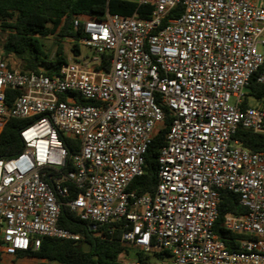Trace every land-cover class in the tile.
I'll return each mask as SVG.
<instances>
[{
    "label": "built area",
    "instance_id": "1",
    "mask_svg": "<svg viewBox=\"0 0 264 264\" xmlns=\"http://www.w3.org/2000/svg\"><path fill=\"white\" fill-rule=\"evenodd\" d=\"M133 1L151 8L147 18L74 20L91 55L51 77L20 72L0 50V131L34 119L19 132L20 152L0 160V257L42 238L78 242L58 227L66 206L94 237L118 229L122 253L162 254L155 264H264V154L234 139L238 129L264 135V107L242 108L251 78L264 85V0ZM104 55L107 68L96 69ZM7 91L18 92L10 105ZM163 108L171 120L155 191L137 195L128 187L164 128ZM59 132L78 143L64 172ZM222 192L245 209L221 223L244 237L237 251L213 233Z\"/></svg>",
    "mask_w": 264,
    "mask_h": 264
},
{
    "label": "trees",
    "instance_id": "2",
    "mask_svg": "<svg viewBox=\"0 0 264 264\" xmlns=\"http://www.w3.org/2000/svg\"><path fill=\"white\" fill-rule=\"evenodd\" d=\"M149 6H138L133 0H0V50L3 58L12 57L20 72H42L53 76L61 65L68 60L80 62L87 56L81 52L79 40L83 37L81 24L74 27V20L103 21L105 13L130 17L136 13L138 18L145 19L149 15ZM181 5L170 10L162 27L170 19L180 16ZM51 38L49 47L44 40ZM106 55L103 63L96 69H106ZM103 66V67H102ZM16 91L6 92V103L17 96ZM246 98H253L258 104H264V85L256 83L251 78L245 90ZM90 104L89 101H80ZM244 101L242 108H246ZM164 110V128L157 131L144 156L143 174L134 178L128 190L137 195H152L157 184L156 158L163 146L164 136L170 124V113ZM34 119H9L0 131V160H6L18 154L22 148L19 132ZM59 138L67 151L66 165L61 171L71 169L70 157L78 148V143L72 137L59 132ZM234 139L251 153L264 154V135L238 129ZM70 197H74L72 192ZM227 213L241 215L245 209L239 205L238 196L222 192L218 205V217L213 225V233L223 242L225 248L232 252L238 250L237 240L244 238L225 231L221 227L223 216ZM58 227L79 235L78 242L42 238L36 250L17 252L14 256H2L9 261L33 259L47 264H124L118 257L123 248L120 245L118 229L108 233L101 229V235L92 236L87 223L79 221L66 206L60 210ZM163 258L162 254L138 253L139 264H152V260ZM0 264H5L0 257Z\"/></svg>",
    "mask_w": 264,
    "mask_h": 264
},
{
    "label": "rangeland",
    "instance_id": "3",
    "mask_svg": "<svg viewBox=\"0 0 264 264\" xmlns=\"http://www.w3.org/2000/svg\"><path fill=\"white\" fill-rule=\"evenodd\" d=\"M50 43H51V38L50 37L48 39L44 40V44H45L46 47H49ZM257 51L259 53H264V48H262L261 45H257ZM81 52H82L83 55H86V56H90L91 55V52L88 49L83 48V47H81ZM12 66H16L15 61H13ZM244 101L246 102L247 106H249V107H255L258 104L256 102V100H254L253 98H246V100L243 99V102ZM229 104L230 105H234V99H230ZM258 107L262 108V107H264V104H259ZM9 264H47V263L41 262V261H37V260H33V259H25V260H21V261H12V262L9 261Z\"/></svg>",
    "mask_w": 264,
    "mask_h": 264
},
{
    "label": "crops",
    "instance_id": "4",
    "mask_svg": "<svg viewBox=\"0 0 264 264\" xmlns=\"http://www.w3.org/2000/svg\"><path fill=\"white\" fill-rule=\"evenodd\" d=\"M13 59V58H12ZM14 60V59H13ZM15 61V60H14ZM16 63V61H15ZM137 254L138 252L133 249V248H128L124 251V253H121L118 257V259L124 263V264H139L138 260H137ZM2 261L5 264H9V260L10 259H4V257H1ZM21 260H25V259H20V260H16V261H21ZM160 260V259H159ZM158 260H152L151 263L155 264Z\"/></svg>",
    "mask_w": 264,
    "mask_h": 264
}]
</instances>
